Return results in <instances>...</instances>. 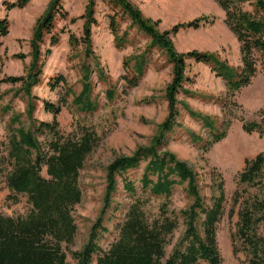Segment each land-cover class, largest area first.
<instances>
[{
  "label": "rangeland",
  "instance_id": "374dc122",
  "mask_svg": "<svg viewBox=\"0 0 264 264\" xmlns=\"http://www.w3.org/2000/svg\"><path fill=\"white\" fill-rule=\"evenodd\" d=\"M17 0H0V17H7L9 34L3 38L0 51V212L6 215H26L31 205L25 195H18L19 201L9 199L11 191L6 185V174L10 166L4 164L7 155V137L13 112L22 113V123L30 127L26 109L28 97L19 92L21 83L3 81L8 76H22L31 63L30 40L37 19L45 12L51 0H30L24 7L7 9L8 3ZM146 18L158 21L160 31L170 30L177 24L202 16L208 21L199 28L183 27L172 35L175 48L180 53L192 50L216 54L234 67L242 65L240 43L234 32L227 26L226 13L216 0H132ZM88 0H62L65 17L57 15L53 35L58 42L51 45L52 35H47L42 44L43 74L41 82L34 86L35 125L53 122L54 114L45 110V102L61 106L56 117L62 133L76 131L79 125L94 129L101 136L100 143L87 157L80 171L82 200L75 205L73 215L78 230L74 243L64 246L67 261L78 264L73 252L80 250L89 240L91 229L102 215L106 192L107 167L121 156L132 155L138 147L149 145L159 132L161 123L169 113L166 89L173 77V66L165 50L152 46L149 35L139 30L130 17L120 7H113L103 0H96L95 18L92 25V52L80 40L76 45L70 42V35L81 39L84 34L85 12ZM252 10V7L247 6ZM115 17L119 35L125 37L121 47H117L110 20ZM76 18L73 22L72 19ZM50 53H47V51ZM146 54L148 60L144 73L136 86L131 87L122 77L132 76L134 56ZM24 54L25 58H19ZM128 59L129 67H124ZM186 70L188 79L177 93L179 116L177 124L164 135V148L185 161L198 173V183L205 201L210 204L213 196L214 175L221 173L227 202L225 213L217 227V241L222 255V264H249L244 252L235 254L233 240L237 230L239 205L235 207L233 198L238 187L237 175L245 167L246 159L254 158L264 151V135L248 133L244 123L256 117L264 107V70L259 63L258 72L252 82L230 96L224 79L212 68L195 59H189ZM91 70L92 99L97 108L83 112L73 103V96L83 88L85 68ZM59 76L63 80L56 84ZM54 84H53V83ZM56 85V86H55ZM70 89L71 94L68 93ZM114 97L107 96L108 90ZM11 106L10 112L6 111ZM189 110L210 116L217 131L227 130L226 136L205 149L209 139V129L194 118ZM227 124H229L227 126ZM17 126V125H15ZM201 140L196 141L195 137ZM46 136H40L44 142ZM146 161L140 166L117 177V188L112 197L111 207L103 215L106 232L99 236L98 243L108 249L118 238V224L124 218L133 196L124 188V178L133 181L137 195L141 191V177ZM4 171V172H3ZM46 176V169L43 171ZM251 194L264 195L263 191L251 188ZM147 196V195H145ZM162 198H153L148 205L151 213L158 212ZM193 199L186 190V184L176 186L171 195V209L177 212L188 207ZM185 231L183 219L170 237L166 247L169 257ZM97 255L92 264H96ZM200 264H207L201 261Z\"/></svg>",
  "mask_w": 264,
  "mask_h": 264
},
{
  "label": "trees",
  "instance_id": "16d2710c",
  "mask_svg": "<svg viewBox=\"0 0 264 264\" xmlns=\"http://www.w3.org/2000/svg\"><path fill=\"white\" fill-rule=\"evenodd\" d=\"M29 1L8 3L7 9L24 7ZM103 1L113 7H120L139 30L151 37L152 46L166 51L173 66V77L166 89L169 113L149 145L138 147L132 155L121 156L107 167L102 215L93 224L88 242L80 250L74 251L73 257L78 264H92L95 255L96 264H200L201 261L222 264L217 241L218 223L224 216L227 202L222 174L214 175L213 196L208 204L200 191L198 173L175 153L163 147L164 135L177 124V93L188 79L186 70L189 59L208 64L212 71L224 79L231 97L252 82L259 63L264 70V0H216L226 13L227 26L240 43L242 65L239 67L232 66L214 53L198 50L180 53L176 50L172 35L183 27L199 28L209 20L206 16L160 31L159 22L146 18L132 0ZM95 6L96 0H88L81 16L85 19L82 38L70 35L71 44L76 45L80 40L85 44L88 54L92 52ZM247 6L252 7V10L247 9ZM57 15H67L62 0H51L33 29L30 40L32 59L27 73L3 79L12 84L20 82L19 92L29 98L26 114L32 126L26 127L22 123V113L13 112L7 137V155L3 163L10 166L6 174V185L11 191L9 199L18 202V195H25L31 208L26 215L11 216L0 212V264H70L64 246L74 243L78 230L73 210L81 202L83 195L79 182L80 171L101 140L94 129L81 124L76 131L62 133L56 118L61 112V106L50 101L45 102V110L54 114V121H42L35 125L36 97L32 95V89L41 82L42 44L45 37L52 35L51 45L59 40L57 35L52 34ZM72 21L75 22L76 18ZM110 26L117 47H121L125 37L119 35L115 17L111 18ZM9 32L8 18L0 17V51L3 38ZM17 56L25 58L24 54ZM133 58L135 63L132 76L122 77L131 87L137 85L148 62L145 53ZM129 63L126 59L124 67L128 68ZM90 75L91 70L86 67L83 88L73 96L74 105L83 112H92L97 108L96 101L92 99ZM61 80L63 76H59L55 83L59 84ZM68 90L67 94H71L70 89ZM107 96L113 98L114 91L108 90ZM5 109L7 112L12 110L10 105ZM189 113L209 129L205 149L226 136V128L217 131L210 116L192 110ZM243 127L248 133L258 132L263 136L264 107L256 113L255 118L245 121ZM40 136H46L44 142L40 140ZM195 140L200 141L201 137L198 135ZM144 160L146 164L141 177L142 193L137 195L133 181L127 177L123 179L125 190L134 199L124 220L117 226L118 238L108 249H104L99 245L98 239L102 232L108 230L103 225V215L111 207L117 177L138 168ZM44 169L46 176L43 175ZM237 179L239 189L234 195V208L231 210L232 216L235 207L240 206L233 240L234 252H244L249 264H264V195H253L249 191L257 188L259 192H264V151L254 158L246 159L245 167L238 173ZM183 184H186V190L193 201L177 212L171 209V195L176 186ZM153 198H162L157 213H151L148 209ZM180 217L184 221L185 231L172 254L167 257L166 247L179 227Z\"/></svg>",
  "mask_w": 264,
  "mask_h": 264
}]
</instances>
